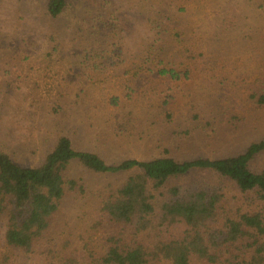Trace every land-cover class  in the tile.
I'll list each match as a JSON object with an SVG mask.
<instances>
[{"label": "trees", "instance_id": "obj_1", "mask_svg": "<svg viewBox=\"0 0 264 264\" xmlns=\"http://www.w3.org/2000/svg\"><path fill=\"white\" fill-rule=\"evenodd\" d=\"M103 1L105 11L99 8L90 20L88 5L74 17L75 31L85 39L82 57L90 54L74 67L77 72L86 67L79 79L74 77L76 90L52 93L55 88L49 87V96L41 95L47 104L39 111L47 121H39V128L50 137L39 139L49 144L39 164L16 161L9 152V134L2 133L0 264H264V75L243 82L242 112L217 114L205 105L193 107L190 121L186 117L183 129L167 137L166 145H159L158 137L144 142L145 128L138 118L129 113L120 122L118 114L107 113L95 101L91 87H84L85 82H103L109 70L125 62L126 47L106 39L136 32L142 48L139 60L154 64L148 72L173 80L190 78L193 70L177 65L195 64L202 53L165 25L170 18L164 8L148 11L143 6L141 14L149 18L142 17L138 24L123 20L111 0ZM70 4L47 0L37 14L53 30L45 53L49 60L51 51L60 48L55 32L68 28L60 25ZM142 24L148 28L138 29ZM99 28L108 37L100 35ZM94 41L99 46L87 50ZM2 60L1 52L0 66ZM10 85L7 81L6 88ZM117 100L113 97L110 104ZM40 101H30L31 109ZM21 113L35 115L30 110ZM101 127L111 135L104 137L105 143L130 142L144 149V157L117 156L111 162L102 151L77 146L78 133ZM244 129L257 138L237 145L232 137ZM69 134H74V142ZM110 176H121V184L96 180Z\"/></svg>", "mask_w": 264, "mask_h": 264}, {"label": "rangeland", "instance_id": "obj_2", "mask_svg": "<svg viewBox=\"0 0 264 264\" xmlns=\"http://www.w3.org/2000/svg\"><path fill=\"white\" fill-rule=\"evenodd\" d=\"M46 2L0 0V51L4 56L0 66V106L5 102L4 108L0 107V141L2 133L7 132L12 141L9 148L11 155L16 161L32 166L39 164L49 148L48 143H39V139L50 137L39 128V121H47L46 114L42 115L39 111L42 103L47 104L41 95L47 94L46 89L49 87L55 88L52 93L60 90L73 94L77 86L74 77L79 79L86 68L81 66L82 70L77 72L74 70L76 62L90 55L86 53L82 57L85 39L76 33L74 17L88 5L86 20H90L99 8L104 7L103 0H89V4L70 0L71 4L66 10L68 15L60 25L68 28L63 27L64 33L60 28L55 32L56 43H60V48L56 52L51 51L49 60L45 53L50 51L48 41L53 30L45 18L37 16ZM111 3L123 20L136 21L138 24L144 21L142 17L149 18L141 14L143 6L149 7L148 11L153 6L155 11L164 8L170 18L169 21L166 19L165 25L172 31H179L192 50L202 53V56L198 57L195 64L187 61L177 65L179 68H191L190 78L173 80L159 76L156 72H148L147 69L154 64L149 62L148 65L139 60L142 48L136 32L107 38L109 43L119 42L126 47L125 62L123 66L118 65L113 69L114 72L109 70L101 84H84L85 88L88 86L93 89L95 101L102 103L107 113L118 114L120 122L131 113L134 119L138 118L144 125V142L148 137H158V144L166 145L167 137H175L173 133L183 129L185 118L188 117L190 121L188 113L193 107L205 105L217 114L224 110L238 113L245 109V84L264 75V0H111ZM103 9L101 12L105 11ZM143 24L138 29L148 28ZM98 31L100 35L108 37L104 28ZM51 43L55 44V40ZM98 46L99 42L94 41L87 45V50L93 51ZM5 70L8 72L4 73ZM127 70L131 72L127 73ZM88 72L96 76L92 69ZM68 77L71 79L68 80ZM7 81L11 87L6 88ZM127 93L131 94V98L125 97ZM113 97L118 98L115 105L110 104ZM39 98L41 101L33 104L31 109L30 101ZM220 98L224 102H219ZM9 107L14 108L16 113H12ZM21 110H30L35 115L28 118ZM44 111L47 112L46 107ZM169 112L171 117L166 119ZM93 133L96 134L95 138ZM69 136L74 142V134ZM78 136L76 144L82 150L96 149L109 159L117 156L141 159L145 155L144 149L137 150L130 142L105 143L104 137L111 135L102 127L86 135L80 132ZM256 138L254 133L246 129L232 137L237 145L243 139H248V142ZM197 144L200 146V142ZM203 148L206 149V144ZM116 160L111 159V162ZM88 176L92 178L91 174ZM96 180L103 185L107 182L119 185L122 177L110 176Z\"/></svg>", "mask_w": 264, "mask_h": 264}]
</instances>
